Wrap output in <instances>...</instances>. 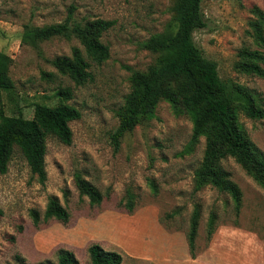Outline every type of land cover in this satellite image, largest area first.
I'll list each match as a JSON object with an SVG mask.
<instances>
[{
	"label": "rangeland",
	"instance_id": "1",
	"mask_svg": "<svg viewBox=\"0 0 264 264\" xmlns=\"http://www.w3.org/2000/svg\"><path fill=\"white\" fill-rule=\"evenodd\" d=\"M171 6L172 0H0V51L11 58L9 76L14 82L12 92L0 94L5 114L22 113L30 119L36 103L59 102L80 114L69 123L70 145L48 138L44 184L30 173L17 149L7 172L0 175V264H57L61 249L73 252L78 264H90L87 249L92 244L120 254L121 264H264V190L228 158L222 167L241 191L238 214L228 194L211 186L193 191L204 140L184 153L192 130L187 116L175 115L161 101L154 118L126 135L118 152L111 145L131 72L144 71L155 59L141 44L164 30ZM254 6L264 10V0L204 1L206 26L193 38L202 55L216 63L222 79L248 88L264 108V79L234 68L243 46L264 55V47L247 35ZM69 12L80 24L113 22L101 37L109 52L102 63L88 59L75 38L21 42L23 25L60 22ZM73 51L90 64L91 79L81 86L52 65L55 58ZM60 90L70 95L58 96ZM239 121L264 154V120L241 114ZM76 170L102 193L98 205L79 195ZM128 190L135 196L131 212L125 208ZM50 197L68 210L69 222L52 219L35 226L30 211L41 216ZM195 205L200 219L192 254L186 235ZM174 211L178 213L169 217ZM212 212L217 219L208 235Z\"/></svg>",
	"mask_w": 264,
	"mask_h": 264
},
{
	"label": "trees",
	"instance_id": "2",
	"mask_svg": "<svg viewBox=\"0 0 264 264\" xmlns=\"http://www.w3.org/2000/svg\"><path fill=\"white\" fill-rule=\"evenodd\" d=\"M204 1L172 0L171 18L164 30L143 41L142 48L153 54L155 59L144 71L131 72L129 92L118 110V125L110 134V140L113 150L118 152L122 139L137 126L150 122L158 104L167 102L175 115H185L192 123L190 141L184 153H191L200 140H204L203 155L194 170L193 191L211 186L228 194L238 214L241 191L222 167V162L232 158L264 190V154L248 139L239 121L241 114L249 119L264 120V108L248 88L222 79L216 63L205 58L196 46L193 34L206 26L202 11ZM250 13L247 35L264 47V10L254 6ZM112 24V21L103 19L80 24L72 19L69 12L60 22L42 26L23 25L20 40L23 44L35 45L54 37L75 38L86 57L100 64L109 55L101 37ZM10 64L11 58L0 51V94L14 90V82L9 76ZM52 65L75 85H84L91 79L90 64L77 51H73L71 56L55 58ZM234 68L239 73L264 79V55L243 46L237 53ZM62 94L70 95L64 90L57 92L58 96ZM79 118L75 108L61 102L54 105L36 103L30 119L22 113L6 115L0 106V175L7 172L17 149L30 173L44 184L47 179L45 155L48 138L70 145L72 132L69 123ZM73 176L79 195L86 197L90 205H98L103 195L97 187L85 178L81 170H76ZM149 186L156 192L152 181ZM134 199L128 190L125 202L128 212L133 210ZM175 213L178 212H172L169 217ZM30 215L35 226L52 219L66 224L70 219L68 210L55 197L48 199L41 216L37 210H31ZM199 219L200 208L195 205L186 235L192 254ZM216 219V214L210 213L208 235L212 234ZM87 252L90 264L122 263L120 254L106 251L98 244L90 245ZM57 260V264H78L74 253L64 249L58 251Z\"/></svg>",
	"mask_w": 264,
	"mask_h": 264
}]
</instances>
